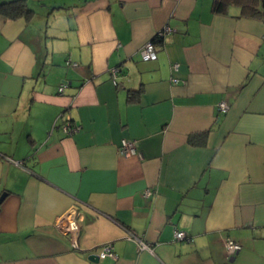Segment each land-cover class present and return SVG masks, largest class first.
<instances>
[{
    "label": "crops",
    "instance_id": "0c3cea01",
    "mask_svg": "<svg viewBox=\"0 0 264 264\" xmlns=\"http://www.w3.org/2000/svg\"><path fill=\"white\" fill-rule=\"evenodd\" d=\"M25 2L0 9V264H264V19L213 0Z\"/></svg>",
    "mask_w": 264,
    "mask_h": 264
},
{
    "label": "built area",
    "instance_id": "2783aa9c",
    "mask_svg": "<svg viewBox=\"0 0 264 264\" xmlns=\"http://www.w3.org/2000/svg\"><path fill=\"white\" fill-rule=\"evenodd\" d=\"M138 55L144 59V60H148V59H154L156 58V51L154 48V45L152 42H147L146 44H144L139 50H138ZM68 63V62H67ZM73 65H75V63H72ZM177 63H173L171 65V67H173L174 69L177 68ZM116 68L112 69V73L115 74L116 73ZM116 79V76H114V80ZM172 80H176L175 78H172ZM64 87L63 85L59 86V91H61ZM227 103L225 101H220L218 103V109L222 112H225L227 110ZM64 128V127H63ZM78 127H72L69 132L71 130H75ZM118 152L122 155H135L138 152V147H137V141L135 139H131V138H121L119 145H118ZM145 194H149V190H145ZM71 223V224H70ZM71 225L72 227H76V223L73 222L71 220V222L68 223V225ZM129 237L135 239L137 241L138 244V248L139 249H146V250H151V245L150 243H148L147 241L143 240L142 238L129 233L128 234ZM173 236L175 239H188L189 236L187 235V233L183 230L180 229H175L173 232ZM72 244L74 245V242L72 241ZM224 246H225V252H226V258L227 260H231L235 254L238 252V250L240 249V243L230 237H225L224 239ZM99 257H105V256H111V257H115V253L112 250V246L110 243H106L103 246H101L100 250L97 252Z\"/></svg>",
    "mask_w": 264,
    "mask_h": 264
},
{
    "label": "trees",
    "instance_id": "16d2710c",
    "mask_svg": "<svg viewBox=\"0 0 264 264\" xmlns=\"http://www.w3.org/2000/svg\"><path fill=\"white\" fill-rule=\"evenodd\" d=\"M230 3H236L240 5L241 13L244 15L255 16L264 19V0H213L212 9L215 12H224L227 5ZM1 8H4V10L9 9V12L13 17L28 15L31 11L28 8L25 0L5 1L0 3V9ZM157 36L158 35H156L152 41H156L158 39ZM140 90L141 89L130 90L127 96V101L131 102L135 100Z\"/></svg>",
    "mask_w": 264,
    "mask_h": 264
},
{
    "label": "water",
    "instance_id": "95a60500",
    "mask_svg": "<svg viewBox=\"0 0 264 264\" xmlns=\"http://www.w3.org/2000/svg\"><path fill=\"white\" fill-rule=\"evenodd\" d=\"M4 196H5V192H2V193L0 194V202L2 201V199L4 198ZM89 257H90L91 259H94V260L97 259V255H96V254H91V255H89Z\"/></svg>",
    "mask_w": 264,
    "mask_h": 264
}]
</instances>
